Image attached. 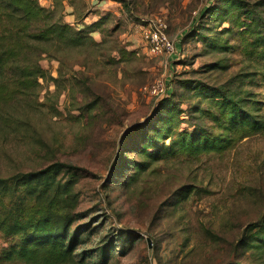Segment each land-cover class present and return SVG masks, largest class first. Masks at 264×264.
Returning a JSON list of instances; mask_svg holds the SVG:
<instances>
[{
	"label": "rangeland",
	"instance_id": "obj_1",
	"mask_svg": "<svg viewBox=\"0 0 264 264\" xmlns=\"http://www.w3.org/2000/svg\"><path fill=\"white\" fill-rule=\"evenodd\" d=\"M38 1L94 29L97 44L58 54L61 64L39 61L53 79L6 107L28 124L0 123V176L64 164L59 177L73 180L70 210L82 232L73 252L86 253L84 264H264V251L244 245L264 218V133L221 152L148 154L170 142L159 132L209 124L201 83L249 94L264 111V77L240 34L246 10L264 19V0H127L130 11L113 0ZM141 18L166 22L172 55L149 52ZM175 104L180 112L163 120ZM13 241L0 232V252Z\"/></svg>",
	"mask_w": 264,
	"mask_h": 264
},
{
	"label": "trees",
	"instance_id": "obj_2",
	"mask_svg": "<svg viewBox=\"0 0 264 264\" xmlns=\"http://www.w3.org/2000/svg\"><path fill=\"white\" fill-rule=\"evenodd\" d=\"M113 1L132 10L127 0ZM207 9L208 6L201 16ZM62 12L41 6L38 0H0V123L6 127L27 126L26 121L6 116V107L16 102L19 95L25 99L31 96L33 88L40 86L39 79H53L39 63L44 55L61 64L58 54L97 44L89 35L94 29L86 33L74 28L63 20ZM244 13L249 22L237 26L244 27L239 32L246 35L242 51L246 58H253L264 77V19L255 18L254 10ZM199 87L208 101L203 112L209 124L193 122L192 132H159L163 140L170 142L152 146L154 151L149 156L221 152L239 139L264 133V111H259L260 104L251 100L249 94L202 83ZM175 106L167 110L163 120L180 112ZM64 167L63 163L54 162L41 169L0 176V232L14 239L0 252L1 264H84L86 253L73 252V246L82 240V232L73 226L75 219L70 210L75 197L70 190L73 180L59 177ZM262 222L250 224L244 245L264 251V218Z\"/></svg>",
	"mask_w": 264,
	"mask_h": 264
},
{
	"label": "built area",
	"instance_id": "obj_3",
	"mask_svg": "<svg viewBox=\"0 0 264 264\" xmlns=\"http://www.w3.org/2000/svg\"><path fill=\"white\" fill-rule=\"evenodd\" d=\"M145 24L142 26V38L150 53L155 56L168 57L173 54L174 44L167 35V24L161 18H141ZM153 92L158 94L162 91L161 84L154 87Z\"/></svg>",
	"mask_w": 264,
	"mask_h": 264
},
{
	"label": "water",
	"instance_id": "obj_4",
	"mask_svg": "<svg viewBox=\"0 0 264 264\" xmlns=\"http://www.w3.org/2000/svg\"><path fill=\"white\" fill-rule=\"evenodd\" d=\"M147 241H148V246L150 247L151 246L150 239H147Z\"/></svg>",
	"mask_w": 264,
	"mask_h": 264
}]
</instances>
